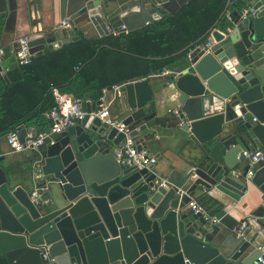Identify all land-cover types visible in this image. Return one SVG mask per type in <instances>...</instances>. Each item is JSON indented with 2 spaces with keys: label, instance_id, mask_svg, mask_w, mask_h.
I'll list each match as a JSON object with an SVG mask.
<instances>
[{
  "label": "water",
  "instance_id": "1",
  "mask_svg": "<svg viewBox=\"0 0 264 264\" xmlns=\"http://www.w3.org/2000/svg\"><path fill=\"white\" fill-rule=\"evenodd\" d=\"M58 1L60 21L71 29L56 30L51 37L29 36L33 58L76 42L74 29L82 25H91L97 38L111 34L108 27L120 21L125 32L119 35L124 36L162 17L157 8L161 0ZM175 1L180 8L190 0ZM250 6L255 17L242 19ZM15 7V0H0L3 29ZM229 25V33L211 28L204 34L202 38H212L211 48L192 54L193 67L175 73L169 87L179 117L169 113L167 122L205 153L193 159L190 187L181 195L176 188L152 191L156 178L150 170L123 167L113 158L123 135L85 116L55 139H46L34 155L33 161H42L39 185L57 190L50 202L34 205L32 190L19 186L0 166V264H258L261 253L251 241L221 253L211 244L203 218L185 209L196 188L214 189L238 202L248 191L242 180L248 166L242 179L231 171L245 161L242 152L264 151V0L242 4L239 13L229 16ZM18 66L12 57L4 60L0 75ZM120 92L117 120L136 139L144 123H158L156 113L149 112L150 78L130 81ZM98 105L83 104L82 110L98 111ZM208 147L216 151L210 154ZM254 171L250 183L264 195V160ZM24 179L33 181L30 170ZM253 216L264 229V206Z\"/></svg>",
  "mask_w": 264,
  "mask_h": 264
},
{
  "label": "trees",
  "instance_id": "2",
  "mask_svg": "<svg viewBox=\"0 0 264 264\" xmlns=\"http://www.w3.org/2000/svg\"><path fill=\"white\" fill-rule=\"evenodd\" d=\"M226 4L227 0H190L174 12L158 9L161 19L124 36L90 39L76 30V42L45 49L30 63L0 75V138L20 126L48 131L53 88L73 98L91 94L94 102L113 86L186 68L188 52L207 41L204 34L211 28L225 32L228 17L242 6L237 0ZM2 26L0 18V35ZM200 205L211 216L223 208L209 198Z\"/></svg>",
  "mask_w": 264,
  "mask_h": 264
},
{
  "label": "crops",
  "instance_id": "3",
  "mask_svg": "<svg viewBox=\"0 0 264 264\" xmlns=\"http://www.w3.org/2000/svg\"><path fill=\"white\" fill-rule=\"evenodd\" d=\"M237 1L243 5L248 4V0ZM160 2L161 4L157 8L167 12H174L179 8L175 0H161ZM15 4L14 16L4 29L2 26L0 47L7 48L20 38L32 35L51 37L54 31L64 29L61 26L62 21H60L59 17L58 0H15ZM240 9L231 14L239 13ZM121 25L122 23L118 21L113 27H108V30L119 28ZM74 30L75 32L76 30L82 31L87 38H95L97 35L91 25H82ZM175 73L177 72L168 71L167 73L149 77L153 93L149 112L156 113L155 118L158 123L154 119L144 123L142 125L143 132L139 133L136 142L157 157V164L150 170L155 176V180L165 181L171 188L185 191L191 185L188 174L193 167L194 157L198 152L202 153V155H205V153L201 147H196L188 142L184 134L172 129L170 123L167 122L169 112L175 109L168 96L169 87L175 77ZM106 94L108 102L112 101L113 92L110 90ZM122 96L121 94L116 97L110 105L109 115L112 118L118 119L121 115V109L117 103L119 99H122ZM252 124H255V122L252 121ZM17 131L21 139L27 134L37 133L35 128L25 126H20ZM5 138H0V166L3 170L12 173L16 177L19 186L26 190H33L36 185L39 186V183L31 182L30 179L26 180L24 176H28L35 154L27 151L10 154ZM205 149L207 152H211L210 154L216 151V149L210 147ZM245 167H247V162H240L234 170L243 172ZM246 185L248 191L238 202H234L214 189L205 191L201 188H196L190 196L191 201H196L199 204L202 200L209 198L223 207L215 215L219 222L212 226L206 225L207 229H211V234L208 235L211 244L220 250L221 253H229L237 248L240 241L232 233V228L244 220L248 221L251 226V230L247 234V241H251L256 248L261 246L264 249V229L256 223V218L253 216V213L264 204V195L259 188L250 182L246 183ZM44 187V196L50 202L57 190L50 184H46ZM185 209L190 213L187 206Z\"/></svg>",
  "mask_w": 264,
  "mask_h": 264
},
{
  "label": "built area",
  "instance_id": "4",
  "mask_svg": "<svg viewBox=\"0 0 264 264\" xmlns=\"http://www.w3.org/2000/svg\"><path fill=\"white\" fill-rule=\"evenodd\" d=\"M255 17V12L252 9V6L245 8L243 13L241 14L242 19H246L247 17ZM229 19V17H228ZM61 26L67 30H70V26L66 23V21H62ZM231 29H226L225 32L229 33ZM120 32H125L124 26H120L118 30H111V34L119 35ZM29 37L20 38L13 45L9 47H0V64L12 57L15 60L19 61V65H26L30 63L33 58V53L30 52V48L28 47ZM212 46V38L209 37L207 41L190 50L186 56L187 60V68L189 69L193 67L191 55L195 53H203L206 54ZM168 71H164L163 73H167ZM127 83L113 86L111 91L113 92L112 101L115 100L116 97L121 95L120 88L125 86ZM107 90H103V95L97 100L92 102L90 99H80L73 98L72 96L59 92L58 89L53 88L51 93L54 100V106L48 113V118L51 121V126L46 132L36 133V134H27L23 139L20 138L18 131H12L8 133L5 138L7 147L9 149L10 154H17L24 151L30 152L32 154L37 155L40 152L41 147L44 144V141L48 138H54L63 132H65L68 128L76 125L78 122H81L85 116H91L93 118H98L101 126L107 128H113L123 135L122 140L118 144V146L112 152L113 158L116 162L123 167H133L137 170L148 169L151 170L157 164V157L152 155L146 148L143 146L139 148V145L136 142V139L131 135L132 130H130L126 125H124L121 121H118L116 118H112L109 115V108L112 101L107 100L106 98ZM99 103L98 111L93 112H85L82 110L83 104H92ZM170 115L174 118L179 117L178 110H173L169 112ZM253 122L256 120L253 118ZM138 132V128L135 129ZM242 156L244 160L247 162L248 170L243 178V172L239 170L231 171V175L236 178H243L242 180L245 183L250 182L251 178L254 175V166L264 160V151L262 150H253V151H244L242 152ZM41 159L36 158L30 167L31 177L34 182L39 183L41 181ZM157 188H161L164 190H168L171 188L169 184L165 181L155 180L152 191H156ZM45 188L43 186L36 185L30 193V201L34 205H43L48 201L44 196ZM178 195H181L182 192L180 190L177 191ZM264 206V204L262 205ZM188 210L191 214L199 215L203 218L208 226L215 225L219 222V219L216 216H211L207 213L206 209L198 204L196 201H191L188 206ZM251 230V226L248 221L244 220L239 222L235 227L232 228V233L239 241H247L248 233ZM257 250L261 253L257 258L258 264H264V249L261 246L257 247ZM43 260H47V253H44L42 256ZM49 262H53V259H49Z\"/></svg>",
  "mask_w": 264,
  "mask_h": 264
}]
</instances>
